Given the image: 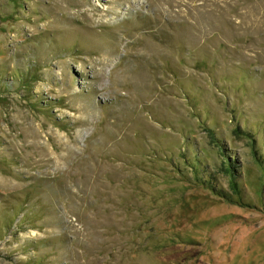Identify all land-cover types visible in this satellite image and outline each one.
Segmentation results:
<instances>
[{"label": "rangeland", "instance_id": "1", "mask_svg": "<svg viewBox=\"0 0 264 264\" xmlns=\"http://www.w3.org/2000/svg\"><path fill=\"white\" fill-rule=\"evenodd\" d=\"M0 264H264V0H0Z\"/></svg>", "mask_w": 264, "mask_h": 264}, {"label": "trees", "instance_id": "2", "mask_svg": "<svg viewBox=\"0 0 264 264\" xmlns=\"http://www.w3.org/2000/svg\"><path fill=\"white\" fill-rule=\"evenodd\" d=\"M233 186H236V185L233 183Z\"/></svg>", "mask_w": 264, "mask_h": 264}]
</instances>
